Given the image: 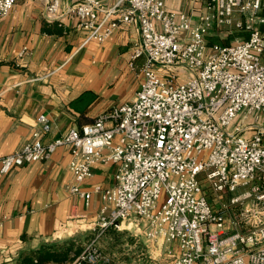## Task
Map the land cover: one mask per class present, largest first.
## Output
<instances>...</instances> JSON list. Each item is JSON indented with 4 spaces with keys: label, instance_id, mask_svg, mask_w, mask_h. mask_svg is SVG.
Wrapping results in <instances>:
<instances>
[{
    "label": "built area",
    "instance_id": "obj_1",
    "mask_svg": "<svg viewBox=\"0 0 264 264\" xmlns=\"http://www.w3.org/2000/svg\"><path fill=\"white\" fill-rule=\"evenodd\" d=\"M43 1L47 18L56 19L61 0ZM68 1L77 27L99 43L120 23L138 24L134 56L146 61L131 101L0 157L6 174L64 147L74 175L69 192L86 204L92 193L101 196L96 235L66 262L42 264H111L98 238L127 222L175 247L171 264H264V0H207L196 21L168 11L164 0L109 7L103 0ZM15 3L0 0V18ZM232 35L230 43L220 42ZM180 72L189 75L179 79ZM38 121L49 129L45 114ZM96 162L115 165V182L84 189ZM206 187L235 194L214 207ZM2 226L0 220V232Z\"/></svg>",
    "mask_w": 264,
    "mask_h": 264
},
{
    "label": "crops",
    "instance_id": "obj_2",
    "mask_svg": "<svg viewBox=\"0 0 264 264\" xmlns=\"http://www.w3.org/2000/svg\"><path fill=\"white\" fill-rule=\"evenodd\" d=\"M103 1L109 7L118 0ZM206 2L164 0L168 11L185 12L194 21ZM68 4L61 0L59 16L50 21L43 0H16L12 11L0 18V157L37 135L50 141L80 129L99 113L131 101L143 81L146 58L134 56L141 39L138 24L120 23L99 43L77 27L66 12ZM22 49L26 52L21 55ZM41 114L47 117L48 130L38 121ZM70 159V151L59 147L50 159L24 163L6 174L0 163V264H23L28 255L76 240L71 234L79 229L91 232L101 196L92 193L86 204L69 192L74 181ZM115 171L112 163L96 162L82 187L111 186ZM147 240L158 259L149 264H171L175 247Z\"/></svg>",
    "mask_w": 264,
    "mask_h": 264
},
{
    "label": "rangeland",
    "instance_id": "obj_3",
    "mask_svg": "<svg viewBox=\"0 0 264 264\" xmlns=\"http://www.w3.org/2000/svg\"><path fill=\"white\" fill-rule=\"evenodd\" d=\"M234 33L237 34V32ZM233 36L234 35L228 36V38L225 37L224 39H222V41H226L227 39L231 40ZM152 67L155 70L158 69V67L155 65H153ZM183 73L184 72L179 73V79H182ZM205 191L209 201L213 203L214 207L219 205L221 202L230 201L231 196L235 194V192L233 193L227 191L217 193L215 191H212V189L209 187H206ZM125 225L126 228H124L123 230H116L113 228H109L98 238L97 244L102 250L106 259L109 261V263L149 264L152 261H157L158 259L153 258L154 247L147 240L145 234L141 232L140 229H137L134 226L130 227L128 222ZM96 233H97L96 229H92L91 232H84L83 230L79 229V231L75 232V234L74 233L71 234V235H76V240H74L73 244L75 245V247H79L82 250L84 245L91 238H93L96 235ZM65 235L67 236V233H65ZM75 251L76 249L72 248L71 251L69 252V255L70 256L73 255Z\"/></svg>",
    "mask_w": 264,
    "mask_h": 264
},
{
    "label": "trees",
    "instance_id": "obj_4",
    "mask_svg": "<svg viewBox=\"0 0 264 264\" xmlns=\"http://www.w3.org/2000/svg\"><path fill=\"white\" fill-rule=\"evenodd\" d=\"M214 38L213 40H215ZM219 40V39H216ZM223 44H228L230 43V39L226 41H221ZM74 241L72 242H66L64 245H62V248H54V250H46L40 253H37L35 255H28L27 257L24 258L23 264H42L46 262H55V263H64L67 260L71 259V256L69 255V252L71 251L72 248H75L76 251L74 254H77L81 251V248L75 247L73 244Z\"/></svg>",
    "mask_w": 264,
    "mask_h": 264
}]
</instances>
